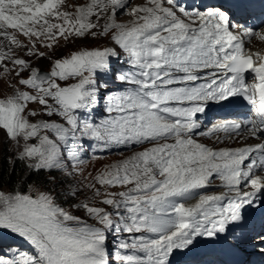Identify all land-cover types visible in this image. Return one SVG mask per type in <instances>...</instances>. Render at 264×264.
<instances>
[{"label":"snow or ice","instance_id":"obj_1","mask_svg":"<svg viewBox=\"0 0 264 264\" xmlns=\"http://www.w3.org/2000/svg\"><path fill=\"white\" fill-rule=\"evenodd\" d=\"M68 8L0 0V264H264V0Z\"/></svg>","mask_w":264,"mask_h":264},{"label":"trees","instance_id":"obj_2","mask_svg":"<svg viewBox=\"0 0 264 264\" xmlns=\"http://www.w3.org/2000/svg\"><path fill=\"white\" fill-rule=\"evenodd\" d=\"M10 155L9 152L6 151V148H0V180L3 181L4 186L11 190L12 183L15 182L17 176H19L23 169L22 166L17 165L15 168V172L13 173L12 169L9 167V165L6 163L5 157ZM40 179H43L41 177Z\"/></svg>","mask_w":264,"mask_h":264},{"label":"rangeland","instance_id":"obj_3","mask_svg":"<svg viewBox=\"0 0 264 264\" xmlns=\"http://www.w3.org/2000/svg\"><path fill=\"white\" fill-rule=\"evenodd\" d=\"M87 0H66V3L68 4L69 11L74 10L73 6H79L81 4L86 3ZM124 19H127V17H124ZM76 47V46H74ZM6 88V84L3 81H0V94H2L3 89ZM5 147V144L3 142H0V148ZM6 148V147H5ZM13 151H15V149H13ZM125 156L130 155V153H125ZM123 157L119 156V155H109L107 157H105L102 161H92L87 165V168L89 170H95V168L101 167L103 164L105 163H109L112 161H116L119 159H122ZM6 188V187H5Z\"/></svg>","mask_w":264,"mask_h":264},{"label":"bare ground","instance_id":"obj_4","mask_svg":"<svg viewBox=\"0 0 264 264\" xmlns=\"http://www.w3.org/2000/svg\"><path fill=\"white\" fill-rule=\"evenodd\" d=\"M137 2H139V0H137Z\"/></svg>","mask_w":264,"mask_h":264}]
</instances>
